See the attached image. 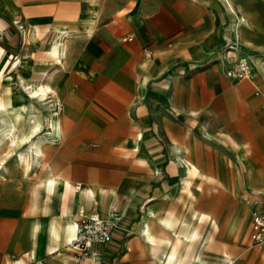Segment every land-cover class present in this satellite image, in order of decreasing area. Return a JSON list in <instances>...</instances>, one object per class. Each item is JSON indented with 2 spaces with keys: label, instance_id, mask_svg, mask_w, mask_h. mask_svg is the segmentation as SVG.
<instances>
[{
  "label": "crops",
  "instance_id": "crops-1",
  "mask_svg": "<svg viewBox=\"0 0 264 264\" xmlns=\"http://www.w3.org/2000/svg\"><path fill=\"white\" fill-rule=\"evenodd\" d=\"M248 1L250 7L245 9L242 2L234 0L239 5L238 11L247 14L257 27L246 36L257 37L262 32L255 14L259 2ZM227 17L218 0H0V105H5L15 93L13 88L20 91L29 82L45 80L56 91L60 97L64 142L61 138L58 143L63 144L62 148L47 162L54 170L58 155L66 157V167L62 169L75 170L77 162L84 164L80 169L87 171L116 170L103 165L122 161L124 152L115 142L106 143L103 139L121 138L118 131L123 124L138 130L148 129L151 137L145 144L151 143L160 132L168 145L172 139L182 145V124L178 132L172 129L171 110L185 121L195 119L198 110L191 109L194 99L202 104L211 97L217 105L225 101L221 89L232 93L238 101L234 91H243L232 89L241 82L231 84L226 80L228 62L224 66L225 77L218 63L196 74L192 71L197 62L214 51L204 53L210 49L209 43L218 41L220 45L226 40ZM63 27L69 34L60 38L59 29ZM127 37L131 39L124 40ZM60 39L65 49L58 61L51 56L50 48ZM236 54L245 55L231 50L224 58ZM186 76H192L187 84L183 82ZM200 76L201 88L190 85L196 84ZM7 88L11 91L6 92ZM249 90L250 85L248 99L254 98L249 96ZM145 98H150V102L156 100V107L160 104L156 111L162 117L158 125L151 123L152 114L148 112L151 109L144 104ZM134 100L136 104L142 103V114L138 110L133 115L128 111ZM235 116L234 112V117L214 118L222 128ZM103 127L107 133L99 134ZM228 131L225 133L234 134L230 128ZM92 139L104 145L105 152H92L96 157L93 161L76 159L75 150L86 155L85 147ZM193 148L182 147L181 151L186 152L182 156L190 155L201 165L194 157ZM15 165L8 162V170L0 175V264H64V259L75 264L151 263L154 254L147 242L133 231L145 242L146 258L152 257L151 260L140 257L134 238L120 246L115 242L92 243L89 254L81 256L73 248L65 249L66 241L56 251H47V245L54 243L47 237L51 230L47 226L31 227L33 220L55 219L46 210L49 196L40 183L42 175L28 178L31 172L37 174L40 166L25 173L20 164L15 162ZM80 181L83 185H105L89 175ZM81 182L76 184L81 186ZM33 202L37 204L35 210L31 209ZM99 213L107 216L103 209Z\"/></svg>",
  "mask_w": 264,
  "mask_h": 264
},
{
  "label": "rangeland",
  "instance_id": "rangeland-1",
  "mask_svg": "<svg viewBox=\"0 0 264 264\" xmlns=\"http://www.w3.org/2000/svg\"><path fill=\"white\" fill-rule=\"evenodd\" d=\"M218 1L220 2V0ZM236 2H242L246 7L245 9L250 7L248 0H236ZM258 2L259 5L256 7L255 14L261 25L262 32L259 33L260 36L251 37L246 36V34L257 30V27L247 14L238 11L239 5L233 0L238 14L243 15L250 23L249 27H245L241 31L240 41L242 45L245 44L247 46L246 43H248L252 51L257 53L264 63V0H258ZM227 26L228 20L224 26L226 40H222L220 45L218 41L208 44L210 49L204 53L214 51L210 56L195 64L192 70L195 74L203 71L202 68L206 66L218 63L221 72H223L222 75L225 77V63L228 62L226 64L231 65L236 60H231L232 57L224 58L226 53H228L226 50H231L228 47L235 43L232 35H228ZM249 53H247L248 55L245 53V56L252 63ZM251 70L254 76L252 79L225 77L231 84L241 82L232 87V89H243V91L233 90L238 95L239 101L232 93L221 89L220 92H224L225 100L222 103L214 105L211 97L205 99L202 104H199L195 99L192 101L191 109L198 110L195 119L185 121L178 113L171 110L172 129L178 132V127L182 124V145L175 139L171 141L178 143L181 157L182 147H194L192 150L194 157L199 159L201 162V170L206 175L203 179L194 181L192 184L193 196L190 199L184 196L183 191H180L181 188L178 183L180 181L179 175L175 173L173 175L171 174L172 168L170 164L172 157L168 154L169 151L167 152L168 142L166 139L161 138V133L157 132L158 136H156V139L151 143L145 144L151 137V132L148 129L138 130L136 127H129L127 124H123L121 130L118 131L122 135L121 138L118 140L103 139V142L106 143L115 142L114 145L124 152L122 161L112 162L110 165H103L114 167L116 170L87 171L80 169L84 164L77 162L74 165L76 167L75 170L62 169L66 167V157L58 155L57 164L55 165L57 168L55 172L57 174L66 178L69 177L68 179L72 184L81 182L80 180L85 179L88 175L93 176L96 180L105 183L104 186L105 188L107 187L106 189L110 193L103 202L95 204L92 208H87L82 205L76 214L80 210L85 214L91 212L98 214L99 217L111 223L113 230L109 244L115 242L116 245L118 244L120 246L127 239L134 238L140 257L146 261V259L151 260L152 257L146 258L145 242L134 233L137 232L139 221L143 213L147 210V206L149 205L151 209L158 212L160 217H168L170 215L187 216L185 205L188 202H192L197 210L209 213L214 220V225L210 223L201 225L203 235L211 238V240L207 241L203 239L200 243L198 247L200 261L205 264H224L225 260L222 257V253L227 251L231 256V260H233L232 264H264V244L253 245L249 238L253 212L264 210V79L261 73L262 71L256 69L254 71V68ZM191 77L186 76L183 82L187 84ZM200 80L201 76L198 82H195L196 84L191 83L190 85H196L197 88H201L202 84L199 82ZM249 85V96L254 98L248 99L247 93ZM207 88L210 87L208 86ZM17 91V88L12 89V92ZM203 91L205 92V90ZM256 91L258 94H256ZM191 93H194L193 90H191ZM148 99L150 98L143 99V102L151 109L150 111L148 110L152 114L151 123L152 125H158V119L162 118L156 112L160 104L157 103L156 107L154 104L156 100H154L155 102H150ZM141 104H136V100L131 101L128 111L130 110L132 115L137 110L139 114H142L144 110L141 108ZM52 107L47 106L38 112L37 119L42 121L44 125L41 129L42 132L48 126L49 117L47 110ZM228 107H231L233 110L231 108L228 109ZM233 111L236 114L235 118L229 124H225L220 128L219 125L221 124L216 122L214 117H234ZM58 112L60 136L56 137L55 140L52 139L44 142L43 163L38 168L37 174L31 172L28 178H34L40 175L44 177L46 172L44 171L43 164L48 162L52 154L57 153V150H60L63 146L62 143H58L61 138H63L61 142H64L59 108ZM228 128L234 134L225 133L229 132ZM189 129L191 130L190 133L188 132ZM137 130L145 131L146 135L150 137L146 140H141L137 144L135 139ZM99 132V134L107 133L104 127ZM205 134L209 136V139L203 136ZM97 142L96 139L88 142L84 150L86 155L82 153L78 154L77 150H75V158H81L87 161L95 160L96 157L92 155V152H105L106 148L102 147L104 145L97 144ZM101 156L102 158L105 157L104 155ZM0 159L6 165V169L0 170V175L8 170V162L12 165H15L16 162L14 151H10L9 146L6 144L0 147ZM106 184H111V186ZM89 185L82 184L81 186ZM150 198L153 199L148 201ZM46 203L47 201L45 200L43 204L45 205ZM28 206L29 203L27 204ZM101 209L109 217L101 215L99 213ZM73 217L77 221L78 216L74 215ZM240 218L242 222L241 227L238 231L233 232L231 227L237 224ZM132 225L133 230L131 229ZM153 227L158 236L170 235L171 231L166 230L157 222L153 221ZM71 242L64 243V248H73ZM109 244L102 243V245ZM252 250H257L258 253H250ZM77 251L78 255H84L80 250ZM153 261L154 259L152 258L150 264H153Z\"/></svg>",
  "mask_w": 264,
  "mask_h": 264
},
{
  "label": "bare ground",
  "instance_id": "bare-ground-1",
  "mask_svg": "<svg viewBox=\"0 0 264 264\" xmlns=\"http://www.w3.org/2000/svg\"><path fill=\"white\" fill-rule=\"evenodd\" d=\"M220 2L224 6L228 16L227 30L235 42V45L231 44L228 48L242 51L244 54L250 52L249 56L252 59V63L250 60L248 61L251 69L253 67L254 71L255 69L260 70L262 71V75H264V63L261 57L252 51L248 43H246L247 46L244 44L245 47L240 41V33L245 27H249V21L243 15L238 14L233 0H220ZM87 31L89 32L90 28H87ZM59 32L60 38L69 34L68 30L64 27L60 28ZM64 49V42L61 39L57 40L50 48V54L55 60L60 61L61 55L64 54ZM231 50H226V52ZM229 57H232V59L239 57L248 58L243 54L230 55L227 58ZM253 77L251 70V75L248 79H252ZM8 90L10 89L7 88L6 92ZM57 103H60V101L56 91L47 81L39 80L23 84L22 89L12 93L5 105H0V147L6 144L9 146L10 151H14L15 160L23 167V172L25 173L43 163L44 142L52 139L55 140L56 137L60 136ZM8 104L10 106H6ZM47 106L53 107L47 110L49 117L48 126L42 132L41 129L44 125L37 117L39 110ZM191 112L196 113L195 111ZM203 136L209 139L207 134ZM147 138L149 136L146 135L145 131H138L135 136L137 144ZM168 151L172 157L170 164L172 168L171 174L175 173L179 175L180 181L178 183L181 188L180 191H183L184 196L190 199L193 196L192 184L195 180L203 179L206 175L201 170V165L192 159L190 155L180 156L179 146L175 141L169 143ZM43 166L46 175L41 177L40 183L47 190L49 196V206L46 210L49 216H55V219L53 221L51 219H46L47 221L33 220L31 227L38 229L41 226H47L51 230V235L47 237L52 238L54 243H49L46 248L47 251L54 252L64 241L70 243L76 238L77 222L73 216L78 212L79 208L82 205L92 208L95 204L103 202L110 193L101 185H89L81 188L79 183L72 184L69 179L57 174L47 162ZM1 169H6V165L2 159H0ZM247 186L249 187L248 184ZM152 199L150 198L148 201ZM36 207L37 204L33 202L31 209L35 210ZM185 207L187 216L170 215L168 217H160L158 212L151 209L148 205L147 210L141 216L136 233L147 242L151 252H153V264H205L199 259L198 247L203 239L210 241L211 238L203 235L201 225L204 223L214 225V220L209 213L197 210L192 202H188ZM87 215L98 216V214L91 212H87ZM153 221L162 225L166 230L171 231L170 235L158 236L154 230ZM241 223L240 218L237 224L232 225V231H238ZM250 253L256 254L258 251L252 250ZM222 257L225 260L224 264L233 263L227 251L222 253ZM63 263L75 264L74 261H66L65 259Z\"/></svg>",
  "mask_w": 264,
  "mask_h": 264
},
{
  "label": "built area",
  "instance_id": "built-area-1",
  "mask_svg": "<svg viewBox=\"0 0 264 264\" xmlns=\"http://www.w3.org/2000/svg\"><path fill=\"white\" fill-rule=\"evenodd\" d=\"M130 40L131 37L124 38ZM150 50H147L149 53ZM225 74L229 78H248L251 75V65L247 58H236L233 64L225 68ZM60 109L61 105L56 104ZM113 225L97 215L78 213L77 236L72 242L74 249L80 250L84 255L89 254L88 248L92 243H107L112 238ZM250 241L253 245L264 244V210L255 211L252 214Z\"/></svg>",
  "mask_w": 264,
  "mask_h": 264
}]
</instances>
